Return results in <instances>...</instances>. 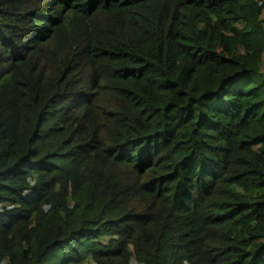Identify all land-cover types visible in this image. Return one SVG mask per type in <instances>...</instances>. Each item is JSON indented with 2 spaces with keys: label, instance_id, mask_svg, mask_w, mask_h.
Returning a JSON list of instances; mask_svg holds the SVG:
<instances>
[{
  "label": "trees",
  "instance_id": "obj_1",
  "mask_svg": "<svg viewBox=\"0 0 264 264\" xmlns=\"http://www.w3.org/2000/svg\"><path fill=\"white\" fill-rule=\"evenodd\" d=\"M264 0H0V264H264Z\"/></svg>",
  "mask_w": 264,
  "mask_h": 264
},
{
  "label": "rangeland",
  "instance_id": "obj_2",
  "mask_svg": "<svg viewBox=\"0 0 264 264\" xmlns=\"http://www.w3.org/2000/svg\"><path fill=\"white\" fill-rule=\"evenodd\" d=\"M263 17H264V16H263ZM133 264H137V263L133 262Z\"/></svg>",
  "mask_w": 264,
  "mask_h": 264
},
{
  "label": "built area",
  "instance_id": "obj_3",
  "mask_svg": "<svg viewBox=\"0 0 264 264\" xmlns=\"http://www.w3.org/2000/svg\"><path fill=\"white\" fill-rule=\"evenodd\" d=\"M263 76H264V74H263Z\"/></svg>",
  "mask_w": 264,
  "mask_h": 264
},
{
  "label": "clouds",
  "instance_id": "obj_4",
  "mask_svg": "<svg viewBox=\"0 0 264 264\" xmlns=\"http://www.w3.org/2000/svg\"><path fill=\"white\" fill-rule=\"evenodd\" d=\"M264 74V73H263ZM264 77V76H263Z\"/></svg>",
  "mask_w": 264,
  "mask_h": 264
}]
</instances>
